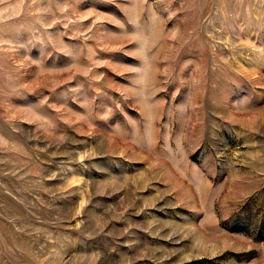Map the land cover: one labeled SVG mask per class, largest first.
<instances>
[{
  "label": "rangeland",
  "instance_id": "1",
  "mask_svg": "<svg viewBox=\"0 0 264 264\" xmlns=\"http://www.w3.org/2000/svg\"><path fill=\"white\" fill-rule=\"evenodd\" d=\"M0 264H264V0H0Z\"/></svg>",
  "mask_w": 264,
  "mask_h": 264
}]
</instances>
